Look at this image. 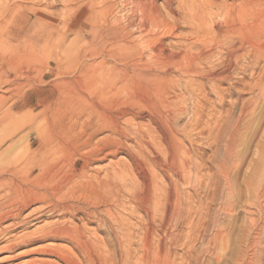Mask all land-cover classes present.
I'll return each mask as SVG.
<instances>
[{
	"label": "rangeland",
	"instance_id": "rangeland-1",
	"mask_svg": "<svg viewBox=\"0 0 264 264\" xmlns=\"http://www.w3.org/2000/svg\"><path fill=\"white\" fill-rule=\"evenodd\" d=\"M66 1L67 2L64 0H51L50 3L56 32H54V35L51 39L47 40V42L42 41V44L48 43L55 48L54 52H51L50 56L48 55L49 57L46 56L42 62L36 63L32 57L29 56L30 42H32L34 38L26 37L25 43L29 44V47L27 51L28 54L24 55L22 59V68L26 71H33L35 76L28 78L25 75L16 78L14 74H11L7 79L10 80V82L7 80H3V82L0 81V94L6 96L4 98L8 97L4 100L3 104L5 105L0 109V112H2L0 113V115L2 114V116H0V138H3V142L0 144V165L3 163L7 164V162H10L9 160L13 159L19 153L22 156L20 165L23 167L20 178L25 179V185L29 184V186L35 187L37 191L47 188L55 194L62 189L63 191H60L61 194L66 197L69 196V198L73 197L71 199H82L81 201L85 200L90 205L99 203V205L101 204L100 208H104L102 210L104 213L102 212L101 214L103 219H89L84 212H77L74 215L70 212L61 213V211H49V209L51 210L49 202L36 201L30 203V201L34 199V196L33 198L30 197L32 199L28 197L27 200L30 204L24 212L25 223L15 230H10L8 233L2 234L0 236V247L8 245L15 237L25 232H34L38 234L47 224L50 225L53 222H57L58 224L71 225L72 227L79 226L83 231H87L86 237L92 240L97 238L96 240L100 242L104 253H108L109 251L113 253L116 252L119 264H264V91L262 92V89H258V86L255 85L257 80H264V59L261 64V69L258 72L252 70L253 64L252 62L249 63V59V62L246 63L249 70L247 69L245 73L243 72L244 70H240L241 72L239 71V73L234 74L235 76L233 75L231 80L220 83L218 87L223 90V96L216 92L213 93L212 91L209 93L208 98L204 97V94L196 98L194 97V99L189 98V105H187L189 111L177 119V128L183 132L184 130L191 131L193 138L187 140L186 145L193 149V158L196 163L198 160L200 164H197L198 169L194 170L195 172L192 171L194 180L192 182L188 180L186 183L183 182L180 185L183 201L185 203L189 202L187 206L192 203L189 205L190 209H187V212L189 211L186 213L188 218L186 217L185 220L181 221L183 224L177 222L175 216L171 221L164 223L161 220L163 212L160 210L155 212L152 209L150 204H152L153 192L149 191L150 194H148L147 187L143 186L142 182H139L141 179L137 175L135 166V157L139 151L135 143L137 140V130L151 134L147 136L146 139L153 142L152 144H154L155 147H165V145L163 147L164 143L161 144L162 142H160V133H158L159 129L157 127L160 121V125L163 123V120L160 118L161 105L155 100V97H152L146 92L140 84L130 87L133 91L127 87V91L129 89L127 92L124 90V87L118 83L121 89H118L116 96L113 95L112 92L107 93V91H109L108 87L106 83L104 84V80L101 81V75L107 73V70L106 67L104 68V66H102L103 64L101 62L105 53L107 54L108 52V50H106L107 43L104 42L108 39L103 35V30L101 31V29H104V24L106 26L110 21L109 24L117 26L119 31L121 30L123 32L125 30V32L127 31L130 33L133 31L134 36L138 38L141 34L140 27L138 25H131L129 21L135 18L139 22V20L141 21V19L147 18L145 15L150 12V9L152 10L154 3L161 11L163 10L162 14L165 16L168 25L171 26L174 21L173 24L178 25V27L180 26L175 32H180L182 35L190 34L192 33V26L184 22L182 18H180V20L175 19L178 16L177 13L175 12V14L169 8L165 0H141L140 2L143 4L140 8H145L144 12L137 7L141 3H136L134 0ZM199 1V4L202 3L200 4L199 10L208 9L204 1ZM215 1L219 2L221 0ZM25 3L30 4L32 2L30 0H25ZM173 3V8L180 12L183 11V9L180 8V0H175ZM36 4L37 6L41 5V7H43L47 4V0H38ZM105 9H109L110 12L107 10L105 13ZM247 12L250 22L259 21L258 23H260L261 31L256 39L262 48V55L264 58V0H252V3L247 7ZM212 13L214 16H210V14L208 16L209 26L212 25L211 27H213L216 25L221 27V30L224 32L227 22L224 10H217V8H215L212 10ZM25 14L31 16L32 20H36L37 16L34 10L29 8L25 11ZM105 16L108 17L106 18ZM7 17L9 18V16ZM149 17L151 16L149 15L148 18ZM105 20L107 23H105ZM155 20L153 17L149 20L147 19V21H149V26L146 31L150 30L153 34H168L169 32L166 30L169 26L162 22L158 23L157 19ZM8 24H11L10 21ZM27 25L28 24H26V28ZM132 27L136 28L132 29ZM155 27H157V30H155ZM32 29L29 30L30 33L33 32L31 31ZM166 37V44L171 45L178 42L173 34H168ZM171 40L174 41L170 42ZM215 42L210 39L207 44H205L207 47L213 46V48H215V56L212 59L213 62L210 63L206 69L218 67L217 58L221 55L220 53L224 52L221 47L216 45L217 43L214 45ZM101 46H103V48ZM64 50H67L66 56H64ZM149 51L150 49L145 51L147 57L152 54V51ZM100 59L101 62H99ZM94 62L95 64L97 62V65H99L98 68L96 67L97 70L94 68V66H97L94 65ZM104 65H108L107 68L113 66L111 62ZM87 66H89L88 69L86 68ZM155 67L156 66H154V68ZM95 70L97 73L102 72L100 76ZM81 74H83V77H81ZM243 78H245L247 82L253 81V89L249 86H245L241 82ZM78 79L82 84H80V81V83L77 84ZM194 79L197 78L194 77ZM63 80H66L67 83H61ZM91 80H94V82L97 81L98 84L101 82V85L95 83L97 86L93 87V81ZM18 81L21 82L17 84ZM263 84L264 83H262V85ZM139 86L140 88H138ZM207 86H209V83H207ZM230 86L233 88L231 92L227 90L230 89ZM85 89H88V96ZM104 89L105 92L102 94L101 90ZM119 91L123 95L119 94ZM224 92L228 94L226 93L224 96ZM96 94L99 96L97 97ZM30 96L34 99H40L41 102L34 100L32 104L21 108L22 110L16 111L14 116L8 118L5 116L6 109L14 100ZM220 96H222V98H220ZM92 97L94 99H91ZM23 98L19 100L21 101ZM103 98H105V100ZM87 100H89V102ZM128 100L135 103H129ZM138 101L140 102L137 103ZM197 104H201V110ZM243 104L244 107H247H245V110H242ZM103 106L108 112L104 111L105 109ZM196 106H198L203 116L202 123L205 127L202 125L200 126L201 128L194 130L190 125L193 119L199 116V114L197 116V114L194 115L192 112ZM31 109L36 114L34 122H28L31 117L28 111ZM158 109L160 110L158 111ZM125 110H130L134 113L124 115L123 112ZM223 117L224 121L222 120ZM2 119L4 120L1 121ZM153 119L155 120L153 121ZM218 120L220 121V125L218 124ZM153 122H155V124ZM206 123H208L207 127ZM115 124L118 125L115 127ZM149 124L153 127L148 126ZM39 125H43L39 127L40 131L45 129L44 138H37L35 140V137L38 135L37 127ZM129 126L132 128L131 130L126 129L129 128ZM203 127L206 128V130L200 133V129ZM120 128L122 131H120ZM123 128H125L127 132ZM155 130H157V132ZM212 130H215L213 134ZM126 133L129 136H127ZM45 135L47 138H50L51 143L48 144V146H51V150L47 144H44L47 140ZM125 136L129 137V139L127 138V140ZM180 136V138L183 139V135ZM154 138L157 140L155 141ZM33 140H35V142L34 146L31 148L30 141ZM38 143L41 144L39 145ZM91 153L92 155H90ZM40 161H42V163ZM116 161H120L121 165ZM13 165H15V163L10 166ZM224 165H226L228 172L227 178L225 169L222 168ZM117 166L121 167L123 171L121 174L115 175V167ZM143 166L145 170L149 167L147 171L150 173L149 177H151V189L155 180L158 182L160 181L162 184L168 183V179L163 175L157 174V177L154 176L153 178V169L155 168L154 170L157 172V168L153 164H145ZM44 168L45 170L43 171L42 169ZM110 171L111 173H109ZM70 176L74 177L77 181L76 185L73 186L72 183L69 182ZM195 176L199 179L195 180ZM88 178H90V180H88ZM27 179L38 181V185L35 186L33 181L28 183ZM101 182H105L106 187H103ZM209 185L210 187L208 188ZM54 187L56 190H59L56 191ZM67 188L69 189L67 190ZM12 192L13 191L10 190L7 194H12ZM55 194H50L54 202L57 201V196H55ZM21 203L22 202H19V205H22ZM144 205H146L147 208ZM106 206L109 208L106 209ZM144 207L146 210L149 209L147 211V214H149L148 216ZM109 211L111 212L109 213ZM41 214H43V216L37 218V216ZM149 219H151V221ZM10 222L12 221H9V223ZM175 222L177 224H175ZM46 245L55 247L57 251H60V249L66 250V252L68 251L69 253L71 250L74 252L78 251L72 241L63 239L46 240L33 245L18 247L14 251L1 252L0 264H15L17 262L19 264H34L29 262L32 258L40 259L42 257L55 264H60L61 261L58 257L39 254H25L15 260H9L16 255L24 254L26 251L32 250V248L44 247ZM113 248L116 251H114ZM79 257L83 258L80 254Z\"/></svg>",
	"mask_w": 264,
	"mask_h": 264
},
{
	"label": "bare ground",
	"instance_id": "bare-ground-1",
	"mask_svg": "<svg viewBox=\"0 0 264 264\" xmlns=\"http://www.w3.org/2000/svg\"><path fill=\"white\" fill-rule=\"evenodd\" d=\"M30 1L32 3L26 4L25 0H0V81H2V82H3V80H7L11 74H14L16 76V78L20 77V76L23 77L25 75L28 78H32L35 76V73L33 71H31V70L26 71L22 68V59H23L24 55L28 54L27 51H28V47H29V44L25 43L26 37L34 38L33 41L30 42L29 56L32 57V59L36 63L42 62L46 56L49 57L51 55V52H54V49H55V48H53L54 46H51L48 43L42 44V41L47 42V40L51 39V37L54 35V32H56L55 28H54L55 23H54V19H53V15H52L53 11L51 10L52 8L50 7L51 0H47V4L43 7H41V5L37 6L36 1H38V0H30ZM52 1H54V0H52ZM64 1L67 2L66 0H64ZM140 1L141 0H134V2H136V3L140 2ZM174 1L175 0H165L167 5L169 6V8L174 13L175 12L177 13L178 16L175 19L180 20V18H182L184 20V22L189 23V25L191 24L190 26H192L191 27L192 33L187 34V35H182V33H180V32H178V33L175 32V30H177L180 26L178 27V25L173 24L174 21H173L171 26L168 25V22H167L165 16L162 14L163 10L161 11L160 8L154 3V6L152 5L153 6L152 10L150 9V12H148L145 15V17H147V18H143V19H141V21L139 20V22L135 18L132 21H129V22H131V25H138L140 27L141 34L138 38L136 36H134L133 31L131 33L127 32V31L125 32V30L123 32L121 30L119 31L117 26L110 25L109 24L110 21L107 23L106 22L107 19L105 20V23H107L108 25L105 26V24H104L105 28L103 27L104 29H101V28L100 29H101V31L103 30L102 31L103 35H105L106 38L108 39L107 41H104L107 43L106 50H108V52H107V54L104 52L105 55L102 59V62H101V59L99 60V62H101L103 65L98 62L99 64L104 66V68L106 67V70H107V73L101 75V78H102L101 81L104 80L103 81L104 84L106 83V86L108 87L109 91H107V93L112 92V94L116 96V93H117L118 89H121L120 88L121 86H123L124 90L127 91V87H129V89L131 90L130 87L135 86V85L137 86V84H140V86L142 85L143 89H145L146 92H148L152 97H155V100L161 105V113H160L161 117L160 118L163 120V123L160 125L161 121L159 120L160 122L157 125V127L159 129L158 133H160L159 134L160 142H162L161 144L164 143L163 147H164V145H165V147L164 148H160L159 146L155 147L154 144H152L153 142H150L148 139H146L147 136H150L151 134H149L148 132L143 133L142 131L137 130V134H136L137 140L135 141V143L137 144L139 151L135 157V166H136V170H137V175L141 179V180H139V179H137V180H139L140 183L142 182L143 186L147 187V190H148L147 192H149V191L153 192V197H152L153 200H151L152 204H150V205L152 206V209L155 212H157L159 210L163 212V217L161 220L164 223L171 221L174 216H175L177 222H181V221L185 220V218L187 217L186 213L189 212V211L187 212V209L189 210L190 209L189 205L192 204V203L188 204V206H189L188 207L187 203H189V202L185 203L183 201V199L181 197L180 185L183 182L186 183V181H188V180H189V182H192L194 180V177L192 175V171L195 172L194 170L198 169L197 164H200V163L198 162V160L196 163V161L193 158V154H192L193 149L190 146L186 145V141L190 140V138H193L191 131L184 130V132H183L177 128V126H178L177 125V119L180 118L181 115L186 114L189 111V108L187 106V105H189L188 104L189 98L194 99V97L196 98L197 96H199L201 94H204V97L208 98L209 93L212 91H213V93L216 92L217 94L223 96V92H222L223 90H221L220 87H218L220 83L225 82L227 80H231L233 78V75L236 73H239L240 70L241 71L244 70L243 72L245 73L246 70L248 69L246 63L249 62L248 61L249 59H250L249 63L252 62V64H253V66H252L253 69L251 67L250 68L252 70H254V72H258L261 69V64H262V61L264 59L263 55H262V48L258 44V40L256 39L258 37V34L261 31L260 23H258L259 21L258 22L257 21L250 22L248 19L249 15L247 12V7L249 6V4L252 3V0H221L219 2H217L215 0L214 1L213 0H201V1H204L206 3V6L208 8V9L205 8L206 10H202L203 12L201 10H199V8L201 6L200 4H202V3L199 4V2H200L199 0H180V8L183 9V11L181 9V11L183 13L180 12L179 10L173 8V4H174L173 2ZM140 3L141 4L137 6L139 8L142 7L141 5L143 4L142 2H140ZM106 6H108V5H106ZM29 8L36 12V16H37L36 20L35 19L32 20L31 16L25 14V11L28 10ZM215 8H217V10H219V9L222 11L224 10V12H225L227 22L225 24L226 27H225L224 32L221 30V27H218L216 25L211 27L212 25L209 26L210 23L208 24V22H209L208 16H209V14H210V16H214V15H212L213 14L212 10ZM109 9H105V13ZM140 9L142 10V12L145 11V8H140ZM203 9H204V7H203ZM111 11H112V8H111ZM109 12H110V10H109ZM113 13H115V12H113ZM33 14H35V13H33ZM149 15L151 17L148 18ZM7 16H9V18ZM113 16H115V15H113ZM105 17L107 18L108 16H105ZM152 17L154 18V20L157 19L158 23L162 22V23H165L167 26H169L166 31L169 32L168 34H173L174 38H177L178 42L174 43V44L170 43L171 45L166 44V39H167L166 36L168 35L167 33L153 34L150 32V30L146 31L147 27L149 26L148 25L149 21H147V19L149 20ZM9 21L11 24H8ZM150 22H152V21H150ZM26 24H28L29 27L27 25V28H26ZM154 25H155V23H154ZM222 25H223V22H222ZM150 26H152V25H150ZM133 28H136V27H132V29ZM155 28H156L155 30H157V27H155ZM30 29H32L31 30V31H33L32 33H30V31H29ZM64 35H66V34H64ZM210 39L213 40L214 42L216 41L214 43V45L217 43L216 45L221 47L224 50V52L223 51H222L223 53L219 52L221 55L219 56V58H217L218 59L217 60L218 61V63H217L218 67L206 69L208 67V65L213 62L212 59L215 56V50H214L215 48H213V46L212 47L205 46V44H207V42ZM173 41L171 40L170 42H173ZM208 45H210V44H208ZM142 46H144V47H142ZM101 47L103 48V46H101ZM60 49H62V48H60ZM147 49H150V51H152L151 52L152 54L149 55L148 57L146 56L147 54L145 55V53H146L145 51ZM63 53L62 54L64 56H66L67 50H64ZM60 59H61V57H60ZM108 62H111L113 66L107 68L108 65L105 66L104 64H107ZM152 64H154V65H152ZM94 65H97V62H96V64L94 62ZM94 65H92V66H94ZM98 66L99 65L94 66V68H96V67L98 68ZM102 66H100V67H102ZM154 66H156V67L154 68ZM37 68H38V66H37ZM86 68L88 69L89 66H87ZM90 68H92V67H90ZM97 68H96V70H97ZM96 70H95V72H96ZM88 72H90V71H88ZM86 73H87V71H86ZM101 73H97V74H99V76H100ZM175 73H176V75H175ZM82 75L83 74H81V77H83ZM93 75H95V74H93ZM194 77H196L197 79H194ZM105 78H107V79H105ZM74 79H76V78H74ZM7 81L10 82V80H7ZM79 81L80 80L78 79L77 84L81 82V81L80 82ZM91 81H93L92 82L93 87H95L101 83L100 82L98 84L97 81H95V82H94V80H91ZM263 81L259 79V80H257L256 84L254 83L256 86H258V89H260V90L262 89V92L264 91V89H263L264 84L262 85V83H264ZM20 82L21 81H18L17 84H19ZM241 82L245 86H249L250 88L253 87V81L252 82L249 81L250 82L249 83V82L245 81V78H243L241 80ZM61 83H67V81L63 80ZM118 83H120L121 86L118 85ZM207 83H209V86H207ZM80 84H82V82ZM70 85H71V83H70ZM140 86L138 88H140ZM256 86H255V88H256ZM208 87H209V89H208ZM129 89H128V91H129ZM231 89L233 90V88H231V86H230V89H227V90H229L231 92ZM87 90L88 89H85V91H87ZM131 91H133V90H131ZM50 92H52V91H50ZM101 92L103 94V92H105V89L101 90ZM137 92H138V90H137ZM213 93H211V94H213ZM224 93H225L224 94V96H225L227 92H224ZM119 94H122V93L120 92ZM132 94H133V92H132ZM139 94H141V93H139ZM91 95H92V93H91ZM96 95H97V97L99 96L98 94H96ZM126 95H128V94H126ZM145 95H143V96H145ZM87 96H88V91H87ZM222 96H220V98H222ZM4 97H6V96H4L3 94H0V103H2V104H0V109H2V107L5 105V104H3L4 100L8 98V97L7 98H4ZM125 97H124V99H125ZM22 98H19V99H22ZM122 98H123V96H122ZM19 99L14 100L6 109L5 116H7V118L14 116L16 111H19L21 108L26 107L29 104H32V102L34 100L41 102L40 99H38V98L34 99L32 96L26 97V98L24 97L23 100H21V101ZM84 99H85V97H84ZM91 99H94V98L92 97ZM103 99L105 100V98H103ZM120 99H121V97H120ZM126 99H129V98H126ZM99 100H101V99H99ZM114 100H116V99H114ZM87 101L89 102V100H87ZM128 101H129V103L131 102V100H128ZM96 102H97V100H96ZM120 102H122V101H120ZM139 102L140 101H138L137 103H139ZM150 102H151V100H150ZM74 103H76V102H74ZM91 103H93V102H91ZM131 103H133V102H131ZM247 104H250V103H247ZM197 105H199V104H197ZM200 105H199V108L201 107ZM75 106H76V104H75ZM104 106H103V108H104ZM106 106H108V105H106ZM129 106H130V104H129ZM245 107L243 104L242 110H245ZM72 108H74V107H72ZM199 108H198V106H196L192 110L194 115L197 114V116H198V114H199V116L197 118L193 119L192 124L190 125L192 127V129H194V130L201 128L200 126L203 125V123H202L203 116L200 113L201 108H200V110H199ZM95 109H96V106H95ZM67 110H69V109H67ZM159 110L160 109H158V111ZM104 111L108 112L106 109ZM133 111H135V110H133ZM119 112H121V111H119ZM0 113H2V112H0ZM28 113L31 116L28 122H34L35 118H36L35 117L36 114L33 112L32 109L29 110ZM111 113H113V112H111ZM123 113L125 115L128 113H134V112H131L130 110H125ZM100 114H101V112H100ZM108 115H110V114H108ZM157 115H159V114H157ZM0 116H2V114ZM107 116H106V118H107ZM121 117H122V115H121ZM116 119H117V117H116ZM155 119H153V121ZM223 119H224V117L222 118V120ZM3 120L4 119H2L1 121H3ZM157 120H158V118H157ZM55 122H53V123H55ZM218 122H219L218 124L220 125L219 120H218ZM80 123H82V122H80ZM110 123H108V124H110ZM153 123L155 124V122H153ZM210 123H211V120H210ZM221 123H223V122H221ZM207 124L208 123H206V127H207ZM117 125L115 124V127ZM42 126L43 125H41V126L39 125L37 127L38 128L37 129L38 135H37V137H35V140L37 138H42L44 136L45 129L41 130V131L39 129V127H42ZM148 126H152V125L149 124ZM110 127H111V125H110ZM115 127H113V128H115ZM126 127H128V126H126ZM208 127H209V125H208ZM138 128H139V126H138ZM203 128L200 129V133H203L206 130V128H204V129ZM123 129L125 130V128H123ZM126 129L131 130L132 128H130V126H129V128H126ZM150 129H152V128H150ZM153 129H156V128H153ZM120 131H122V129ZM155 131L157 132V130H155ZM210 131H211V129H210ZM214 131L212 130V134ZM145 132H146V129H145ZM84 134H86V133H84ZM84 134H83V136H84ZM126 135H127V133H126ZM180 135H183V139L180 138L181 137ZM127 136H129V135H127ZM45 137L47 138L46 135H45ZM133 137H134V133H133ZM127 138L129 139V137H126V139ZM2 139L0 138V144L3 142ZM35 140L30 141L31 148L34 146ZM154 140H155V138H154ZM160 142H158V143H160ZM50 143H51V141H50V138L48 137L47 140L44 142V144H47V146H48V144H50ZM48 147H50V150H51V146H48ZM38 148H39V146H38ZM35 149H37V148H35ZM58 154H59V152H58ZM90 155H92V153ZM42 156H44V155H42ZM10 157H11V155H10ZM21 157L22 156L18 153L13 159L9 160L10 162H7V164L3 163L0 165V236L4 233H8L10 230H15L18 227H20L21 225H23L25 223L24 212H25L26 208L29 207L28 205L31 202L33 203L36 201L49 202V205L51 208V210L49 209V211H61V213L70 212L74 215L77 212H84V214L87 215L89 219L90 218H98V219L102 218L101 214H102V212H103L102 210L104 208L101 209L100 208L101 204L99 205V203L90 205L85 200L81 201L82 199L81 200L71 199L73 197L69 198V196L66 197L65 195H62L61 192L63 190L61 189L62 190V191L60 190L61 192L57 191L59 189L56 190L55 187L54 188L57 191L56 194L51 192L47 188L37 191L35 187L29 186V184L25 185V183H24L25 179L20 178V175H21L20 173L23 172L22 171L23 167L20 165L21 164L20 163ZM42 160H43V158H42ZM40 162L42 163V161H40ZM13 163H15V165L10 166ZM117 163L119 165H121L120 161ZM145 164H150V165L153 164L157 168V172H156V170H154L155 168L152 171V173L154 172L152 174L153 178L157 174H160V175H163L164 177H166L168 179V183L162 184V183H160V181L158 182L155 180V182L152 186V189H151V177H149L150 173L147 171V169H149V167H147V169L145 170V168L143 166ZM154 166H152V167H154ZM47 167H49V166H47ZM57 167H58V165H57ZM220 167H221V165H220ZM37 168H38V165H37ZM45 168L42 170L44 171ZM222 168L225 169V172H226L225 174H226V178H227L228 172H227L226 165H224V167H222ZM132 169H133V167H132ZM151 170H152V168H151ZM122 171H123V169L121 167H118V166L115 167V175L121 174ZM109 173H111V171ZM28 174H29V172H28ZM58 175H60V174H58ZM205 175H206V173H205ZM211 177H212V175H211ZM116 178H117V176H116ZM69 179H70L69 182H71L73 186L76 185L77 181L74 179V177L70 176ZM196 179L198 180L199 178L198 177L196 178V176H195V180ZM88 180H90V178H88ZM211 180H212V178H211ZM32 181L34 182L35 186L38 185V181L33 180V179H31V180L27 179L28 183H30ZM210 182H212V181H210ZM210 182H209V184H210ZM78 185H80V184H78ZM101 185L103 187H106L105 182H101ZM200 185H201V183H200ZM210 185L208 186V188L210 187ZM87 186H86V188H87ZM69 188H67V190ZM10 190L13 191L12 194H9V193L7 194V192ZM150 192L148 194H150ZM50 194H55V196H57V201H55V202L52 201ZM33 196H34V199H32ZM28 197L29 198L32 197V198H30V199H32L30 201V203L27 200ZM19 202H22L21 203L22 205H19ZM144 206L147 208L146 205H144ZM145 207H144V210H146ZM47 208H48V206H47ZM107 208H109V207L106 206V209ZM148 210H146V214H147ZM110 212L111 211H109V213ZM162 212H160V213H162ZM149 213H150V211H149ZM112 215H113V213H112ZM148 215L149 214H147V216ZM151 215H153V214H151ZM40 216H43V214L37 216V218H39ZM109 217H110V215H109ZM115 218H116V216H115ZM155 218H156V216H155ZM107 220H110V219H107ZM149 220L151 221V219H149ZM153 220H154V218H153ZM9 221H12V222L9 223ZM89 221H91V220H89ZM158 221H159V219H158ZM186 221H187V219H186ZM118 222H120V221H118ZM59 223H60V221H59ZM110 223H111V221H110ZM116 224H118V223H116ZM175 224H177V223L175 222ZM181 224H183V223L181 222ZM176 227H178V226H176ZM149 230H147V231H149ZM113 232H112V234H113ZM25 233L15 237V239H13V241L11 243H9L8 245L0 247V253L4 252V251L5 252L6 251H14L18 247L29 246V245H33L36 243L46 241V240L52 241L55 239H63V240L72 241L75 244L74 246H76V249L78 251L74 252L71 250L70 253L68 251L66 252V250L64 251L61 249H60V251H57L55 247H52L51 245H46L44 247L32 248V250L26 251L24 254L16 255L15 257L10 258L9 260H15V259H17L20 256H23L25 254H27V255L39 254V255H43V256H54L56 258L58 257L59 260L61 261L60 264H119V260L116 257L117 256L116 252L113 253V252L109 251L108 253H104V251L101 248L100 242L98 240H96L97 238L95 240H92V239L86 237L87 231L86 232L83 231L81 229V227H79V226L72 227L71 225L68 226L65 224H58L57 222L56 223L53 222L50 225L47 224L42 229V231L38 232V234H35L34 232L33 233L29 232L26 234ZM125 233H127V232H125ZM126 249H128V248H126ZM114 251H116V250L114 249ZM79 254L83 258H80ZM8 258H6V259H8ZM28 261H27V263H28ZM29 262L34 263V264L35 263L55 264V263L47 260L44 257H42L40 259L39 258H32ZM15 264H19V263L17 262Z\"/></svg>",
	"mask_w": 264,
	"mask_h": 264
}]
</instances>
